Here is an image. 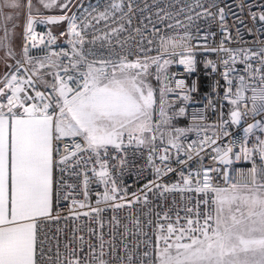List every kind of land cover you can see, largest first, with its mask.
<instances>
[{"label": "snow or ice", "instance_id": "snow-or-ice-1", "mask_svg": "<svg viewBox=\"0 0 264 264\" xmlns=\"http://www.w3.org/2000/svg\"><path fill=\"white\" fill-rule=\"evenodd\" d=\"M237 6L251 27L218 0H159L136 27L134 0H0V264H264V4ZM198 51L223 67L220 120L178 127L197 87L168 68L195 72ZM232 126L238 149L222 146Z\"/></svg>", "mask_w": 264, "mask_h": 264}, {"label": "built area", "instance_id": "built-area-1", "mask_svg": "<svg viewBox=\"0 0 264 264\" xmlns=\"http://www.w3.org/2000/svg\"><path fill=\"white\" fill-rule=\"evenodd\" d=\"M134 2L136 5L139 6V8L145 9L143 14H141L139 11L136 13V17L134 18V21H133V27H136L139 19L145 16L154 14L156 10L154 5L157 2H159V0H134ZM218 2L221 3V6H223V4L225 3L231 5L232 11L244 17L249 27L252 26L251 23L247 20V9L245 8V10L241 12L239 7L237 6L240 3V0H218ZM108 3H109V0H92L89 3L83 5V7L89 8L91 6V7L99 8L102 10L103 7L106 6ZM244 3L254 5L253 11H258L259 9L255 6L259 4H264V0H244ZM146 5L147 7H145ZM233 20H234V17L230 14L228 16V22L230 25L232 24ZM237 26L241 28L240 34L241 36H243L244 40L251 41L253 39L252 36L247 34V30L243 26H240V25H237ZM256 26L259 27V25H256ZM51 27L53 28L54 31L56 30L54 26H51ZM100 27H103V25H101ZM36 30L39 33H44L46 31V28L43 25H38ZM213 30L216 31L217 33L215 40L211 42L213 46H215V44H218L219 40L222 38V33L220 32L218 27H214ZM231 31H232L233 37H235L236 35L235 28H232ZM99 34L102 35V33H99ZM261 39H264V36H261ZM113 42L115 41L113 40ZM59 43L61 47L65 49L69 48V45L64 42L63 38H61ZM196 43H203V42L196 41ZM99 44L100 42L97 41L98 48H99ZM229 46L237 47L238 45L233 43ZM117 48H118V45H117ZM150 55H155V53L154 52L150 53ZM196 59H197V64H196L195 72L189 73L185 71V66L176 62L175 69L172 73V76L174 77L175 80H183L185 82V85L189 87L195 82L196 87H197V91L194 93H191L192 99L189 100L184 105L186 107V113H187L186 118L188 120V124L186 126H181V127L191 126L193 123L192 114L196 112H204L209 122H219L220 120L221 108L219 104H217L215 113L212 111L210 107H208V105H209V100H211L214 103L217 101V97L213 93L212 86L214 82L217 80H220L221 84H223L222 77L219 75V73L223 71V67L222 66L218 67L217 72H212L210 68H205V64H204L205 60L207 59L216 60L217 59L216 54H207V53H202L198 51L196 53ZM201 81L204 86H201ZM177 92H179V89H177ZM220 96H223L222 91L220 92ZM172 98L175 99V95H173ZM176 103L180 104V100H176ZM222 111L224 114V119H228V111H229L228 106H225L222 109ZM228 130L231 133V135L222 137V146L226 148L229 142L231 141L234 148L238 149L241 146V142L243 139L242 128L239 126H232ZM200 135L203 136V133H201ZM199 138L200 137H198L195 132H190L187 134V139L184 141V143L187 145V144H190L193 140H198ZM76 142L77 141H65L69 152L74 151L73 145ZM193 150L194 151L196 150V145H193ZM61 151H63V148L61 149ZM213 154L214 153H211L210 150L207 147H205V150L201 152V156L203 157L202 162L205 165H210L212 163L210 159V155H213ZM173 167H175L174 164H173ZM192 167L193 168L199 167L198 158L194 157V162H192ZM250 167H251V162L245 161L243 159L234 161L233 165L231 166L232 170H240V169L247 170ZM148 177H149V171L147 170L144 172L143 177H138L136 173L133 171L132 173H126L124 175L123 182L124 184L130 186V190L135 191L138 187H140L143 183L146 182V178ZM176 179H178V177L172 176L171 174L167 178L168 181H174ZM176 198L179 199V196H177ZM184 203L188 204L187 197L185 198ZM126 214H127V210L121 213L122 216ZM181 215H183V213H181Z\"/></svg>", "mask_w": 264, "mask_h": 264}, {"label": "trees", "instance_id": "trees-1", "mask_svg": "<svg viewBox=\"0 0 264 264\" xmlns=\"http://www.w3.org/2000/svg\"><path fill=\"white\" fill-rule=\"evenodd\" d=\"M168 72H169V70H168ZM151 82H152L153 86H155L156 88L159 87V85H157V83H156V81L154 79ZM201 86H204L202 81H201ZM187 124H188V120H187V118L185 116V117L180 118V122H179V124L177 126L181 127V126H186Z\"/></svg>", "mask_w": 264, "mask_h": 264}, {"label": "rangeland", "instance_id": "rangeland-1", "mask_svg": "<svg viewBox=\"0 0 264 264\" xmlns=\"http://www.w3.org/2000/svg\"><path fill=\"white\" fill-rule=\"evenodd\" d=\"M90 1H92V0H80V3L82 4V5H85V4H87V3H89ZM55 27V29H56V26H54ZM175 65H176V63H173V64H171L170 66H169V68H168V70H169V75H171L172 76V73H173V71H174V69H175ZM155 87V86H154Z\"/></svg>", "mask_w": 264, "mask_h": 264}, {"label": "crops", "instance_id": "crops-1", "mask_svg": "<svg viewBox=\"0 0 264 264\" xmlns=\"http://www.w3.org/2000/svg\"><path fill=\"white\" fill-rule=\"evenodd\" d=\"M0 71H3V67L2 66H0Z\"/></svg>", "mask_w": 264, "mask_h": 264}]
</instances>
